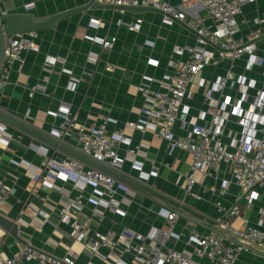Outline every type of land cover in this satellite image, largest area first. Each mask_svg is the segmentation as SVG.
Returning <instances> with one entry per match:
<instances>
[{
    "label": "crops",
    "instance_id": "0c3cea01",
    "mask_svg": "<svg viewBox=\"0 0 264 264\" xmlns=\"http://www.w3.org/2000/svg\"><path fill=\"white\" fill-rule=\"evenodd\" d=\"M92 1L1 0V6L8 12H30L37 20H44ZM169 1L179 5L188 20L203 17L207 25H212L203 2ZM242 17L247 22L242 35L248 36L254 30L260 34L256 51L260 63L249 65L248 57L244 56L235 68L238 77L254 84L249 88V98L243 102L247 109L254 97L264 92V22L260 24L264 18V0L245 4ZM138 18L143 19L139 30H129V24ZM188 20L165 21L159 11L91 8L38 30L39 50L25 51L22 61L14 64L10 83L0 92V105L6 110L40 129L56 133L62 122L61 107L70 106L73 122L62 136L76 147H79V127L88 129L104 116L110 117L109 133L122 131L126 138L118 146L122 166L117 168L116 193L111 194L93 184L80 185L74 175L62 174L55 168L50 170L47 166L50 159L69 155L6 124L12 138L8 140L0 133V178L10 193L0 201V212L16 220L20 237L35 249L56 258L73 251L77 264H136L134 252L123 251L121 247L115 250L104 247L97 256H90L84 250V241L74 238L72 223L60 218L59 210L67 205L77 211L81 221L89 220L85 240L94 239L97 232L107 234L113 230L117 234L129 229L135 233L134 246H147L145 236L152 225L167 227L163 213L168 210H178L179 217L165 248L192 251L194 246L188 243L191 234H218L222 220L237 229L251 226L264 232V198L237 201L242 188L235 181L231 164L222 163L218 172L211 174L193 172L192 194H186L184 177L190 172L192 154L170 147L152 131L143 132L126 124L140 117L141 84L147 81L152 88L163 89L174 75L172 61L176 58V45H199L219 58V48L200 41ZM112 37H116L114 48H104L102 39ZM228 69L229 63L219 58L195 76L186 99L190 119H198L208 107L204 96ZM71 80L77 81L75 90L68 88ZM34 86L38 88L31 96ZM228 92L234 100L241 99L235 90ZM175 132L185 136L188 130L177 125ZM241 135L242 126L233 115L223 138L229 150L235 149L233 142ZM40 174L49 175L46 183L43 178L37 179ZM77 197L83 200L82 204L76 203ZM112 197L116 204L106 205L104 200ZM220 205L228 211L236 205L238 208L234 214L227 215L219 210ZM38 208L45 214H37ZM24 246L23 241L0 226V263ZM195 260L198 264H213L208 258ZM18 264L43 263L34 257ZM236 264H264V252H244Z\"/></svg>",
    "mask_w": 264,
    "mask_h": 264
},
{
    "label": "built area",
    "instance_id": "2783aa9c",
    "mask_svg": "<svg viewBox=\"0 0 264 264\" xmlns=\"http://www.w3.org/2000/svg\"><path fill=\"white\" fill-rule=\"evenodd\" d=\"M103 4H113L130 7H151L162 11L165 21L178 19L188 20L187 13L169 0H97ZM203 2L208 18L212 25H207L203 17L188 20V24L200 36V41L205 39L219 47V58L229 63V69L223 76L217 78L211 91L206 93L204 101L207 108L202 110L198 119H190L189 106L186 99L190 96V84L195 76L207 66L218 61V57L199 45H176V58L172 61L175 73L164 84L163 89H154L146 81L140 86L143 98V108L137 121L128 120L127 126L139 129L143 132L152 131L161 140H164L172 148H180L192 154L190 172L185 175V193L192 194L195 179L193 172L199 171L205 174L218 172L222 163L231 164L236 183L242 188L237 201L245 199L251 202L253 199L264 198V92L258 93L252 100L250 108H244L243 102L249 98L248 91L254 84L250 80L238 77L235 71L237 62L244 56L248 57V64L260 63L257 56V40L260 36L257 30L248 36L242 35L246 19L243 16V6L247 3H255L257 0H191ZM1 4V0H0ZM31 6V4H27ZM124 12L125 10L121 9ZM143 22L138 18L129 24L131 31L139 30ZM264 18L260 19V24ZM3 26V25H2ZM40 37L38 30H26L17 34L6 36V51L0 65V92L10 83L13 66L22 61L23 53L27 50L38 51L37 41ZM116 37L102 39L104 48L113 49ZM206 42V41H205ZM207 43V42H206ZM77 81L71 80L68 88L75 90ZM34 86L30 95L37 91ZM235 90L241 99L236 101L228 92ZM62 122L56 129V135L61 136L73 122V111L70 106L61 107ZM210 115V119L207 120ZM235 115L242 126V135L235 139V149L229 150L223 138L227 124L231 116ZM110 117L104 116L99 122L93 123L87 128L80 126L78 129L79 148L85 154L95 160L115 168L122 166V159L118 153V146L126 141L123 132L119 131L111 135L108 131ZM258 124V128H256ZM177 125L188 130L187 135L179 136L175 132ZM0 133L8 140L12 136L6 130V124L1 122ZM134 153L133 150H130ZM135 160V155L133 156ZM50 170L58 169L65 175L71 174L80 180L82 184H93L103 188L111 194L116 193L117 181L114 177L94 167H87L80 160L63 156L60 159H50L47 163ZM46 183L49 175H38ZM10 193L5 181L0 178V201ZM77 204H82L80 197L76 198ZM106 205H115L112 197L104 200ZM228 211L222 205L221 212L227 215L234 214L235 209ZM35 212L44 215L42 209ZM63 222L72 223L73 236L77 240L84 241V250L90 256H97L101 249L107 247L115 250L121 247L123 251L134 252L136 264H198L195 259L208 258L213 264H236L244 252L262 253L246 243L239 242L237 236L247 243L264 248V232L258 228L248 226L243 229L234 228L229 221L222 220L220 233L199 234L192 233L188 243L194 246L192 251L165 248L169 238L173 235V226L179 217L178 210H168L163 213L167 227L160 228L152 225L145 236L148 245L134 246L132 238L134 232L126 229L115 233H96L95 238L85 240L84 234L89 229V220L81 221L77 211L70 205L59 210ZM121 255V254H120ZM119 255V257H121ZM38 257L43 264H77L75 253L70 251L61 258L47 255L35 249L33 246H24L16 255L4 259L0 264H18L27 259ZM118 257V259H120Z\"/></svg>",
    "mask_w": 264,
    "mask_h": 264
},
{
    "label": "water",
    "instance_id": "95a60500",
    "mask_svg": "<svg viewBox=\"0 0 264 264\" xmlns=\"http://www.w3.org/2000/svg\"><path fill=\"white\" fill-rule=\"evenodd\" d=\"M91 8H107V9H123L134 12H144V11H159V9L151 7H130V6H119L113 4H103L97 0H93L89 4L81 5L76 8L68 9L56 14L51 15L50 17L44 20H37L35 15L30 12H8L5 11L0 4V65L4 59L6 51V36H11L26 30H43L46 29L52 24L62 18L69 16L76 12H82ZM3 25V26H2ZM205 41L213 46H215L211 41L205 39ZM216 48H219L215 46ZM0 122H3L19 131L73 157L81 162L99 169L104 173L114 177L115 179L118 176V169L107 165L105 163L99 162L92 158L91 156L85 154L80 150L79 147L72 146L63 140V136H58L53 132L40 129L35 126L33 123L23 119L22 117L12 113L11 111L6 110L0 105ZM0 226L8 231L16 239L23 241L26 245L31 246L27 241L22 239L19 235V225L16 220L9 218L5 214L0 212ZM236 240L242 243H246L252 248L258 249L264 252V248L257 247L251 243H247L245 240L235 236Z\"/></svg>",
    "mask_w": 264,
    "mask_h": 264
}]
</instances>
